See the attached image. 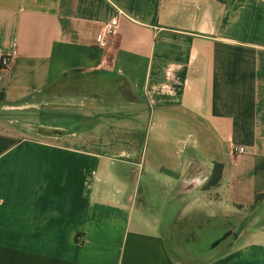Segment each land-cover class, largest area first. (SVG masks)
I'll return each instance as SVG.
<instances>
[{"label": "crops", "instance_id": "0c3cea01", "mask_svg": "<svg viewBox=\"0 0 264 264\" xmlns=\"http://www.w3.org/2000/svg\"><path fill=\"white\" fill-rule=\"evenodd\" d=\"M11 49L0 264H264V0H0ZM170 201L231 234L177 254Z\"/></svg>", "mask_w": 264, "mask_h": 264}, {"label": "rangeland", "instance_id": "374dc122", "mask_svg": "<svg viewBox=\"0 0 264 264\" xmlns=\"http://www.w3.org/2000/svg\"><path fill=\"white\" fill-rule=\"evenodd\" d=\"M38 115L42 116L40 113H37V116ZM43 118H45V116H43ZM169 205V213L167 210L163 213L161 230L166 234L167 241L170 243V248L179 255H183L186 250L192 251V248H190L192 244H195L197 247H202L206 243L212 244L215 239H222V236L226 232L224 224H220L218 219L213 218L211 221H208L207 219L210 218L206 217L203 212L200 211H193L190 214L181 215L179 214V205L181 206L182 203L179 204V201H170ZM192 218L195 219L190 220ZM224 241L225 240H221L215 247H218ZM181 243H186L187 246L183 247L180 245ZM215 247L206 251L209 252ZM206 251L191 253L198 256L207 253Z\"/></svg>", "mask_w": 264, "mask_h": 264}, {"label": "built area", "instance_id": "2783aa9c", "mask_svg": "<svg viewBox=\"0 0 264 264\" xmlns=\"http://www.w3.org/2000/svg\"><path fill=\"white\" fill-rule=\"evenodd\" d=\"M116 28H117V21L116 20H112L106 23H103L100 28L99 31L97 33V41L99 44L104 45L106 43V38L107 36L113 34L116 32ZM17 50L16 49H11V50H7L4 51L1 55V59H0V72L2 71H6L8 73H11L14 69V61L15 58L17 56ZM244 151V148L239 146V147H234L233 148V161H235V157L237 154L242 153Z\"/></svg>", "mask_w": 264, "mask_h": 264}, {"label": "trees", "instance_id": "16d2710c", "mask_svg": "<svg viewBox=\"0 0 264 264\" xmlns=\"http://www.w3.org/2000/svg\"><path fill=\"white\" fill-rule=\"evenodd\" d=\"M1 98H2V92H0V100H1ZM221 173H222V164L221 163H219V162H215L214 163V165H213V167H212V171H211V173H210V176H209V178H208V180H207V182L205 183V185H204V188H209V187H214V186H216V185H218V183L220 182V179H221ZM262 199H264V193H262V194H257L256 195V201L257 202H260V201H262ZM193 219H195V218H192V219H190V220H193ZM208 221H211L212 219L210 218V219H207ZM220 222V224L222 223L221 221H219ZM223 224V223H222ZM216 225V224H215ZM200 228V227H199ZM202 228V227H201ZM166 230V229H165ZM164 233V232H163ZM165 234V233H164ZM165 236H166V234H165ZM166 239H167V237H166ZM221 239V238H220ZM219 238H217V239H215L214 241H217L218 240V243L222 240H220ZM182 244H184V243H182ZM183 247H185V246H187L186 245V243L184 244V245H182ZM213 247V243L212 244H204V246H202V247H197V246H195V244H192V245H190V248H192L191 250L192 251H190V252H204V251H206V250H208V249H210V248H212ZM194 250V251H193Z\"/></svg>", "mask_w": 264, "mask_h": 264}, {"label": "water", "instance_id": "95a60500", "mask_svg": "<svg viewBox=\"0 0 264 264\" xmlns=\"http://www.w3.org/2000/svg\"><path fill=\"white\" fill-rule=\"evenodd\" d=\"M229 234H231V232H227V233H225V234L222 236V238L226 237V236L229 235ZM216 243H218V240L215 241L213 244H216Z\"/></svg>", "mask_w": 264, "mask_h": 264}]
</instances>
